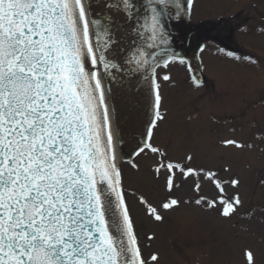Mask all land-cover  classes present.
Here are the masks:
<instances>
[{"label": "snow or ice", "instance_id": "6c2138e0", "mask_svg": "<svg viewBox=\"0 0 264 264\" xmlns=\"http://www.w3.org/2000/svg\"><path fill=\"white\" fill-rule=\"evenodd\" d=\"M192 8L193 0H0V264H149L117 163L116 73L148 86L147 96L140 90L134 97L150 118L132 155L158 157L154 173L163 175L169 196L157 206L141 196L146 213L163 222L162 212L181 203L175 189L189 180L196 192L202 180L217 189V197L195 204L219 206L226 218L237 213L240 195L229 197L225 185L238 187V179L190 167L191 155L173 161L153 143L164 119L159 81H170L174 66L193 71L188 48L178 44L188 37L177 31ZM197 50L205 46L197 44L193 56ZM245 255L254 264L253 253ZM150 260L158 264L159 257Z\"/></svg>", "mask_w": 264, "mask_h": 264}, {"label": "rangeland", "instance_id": "374dc122", "mask_svg": "<svg viewBox=\"0 0 264 264\" xmlns=\"http://www.w3.org/2000/svg\"><path fill=\"white\" fill-rule=\"evenodd\" d=\"M261 2L263 4L264 0H261ZM232 7L235 8V10ZM253 11H255L253 7L251 6L249 7L247 5L241 6L239 3H235L234 0H227V1H221V2H218L217 0L215 1L198 0L197 5L195 7V13H194L193 19L195 22L201 21L202 19H209L211 21L209 26H211L212 28L213 26L211 25V23L214 22L213 23L214 29L218 32L217 33L218 36H222L223 33L226 34V31H224V27L227 30H232V33H230V36L226 34L227 37H229V39L228 40L224 39L222 41L228 44V46L232 47L235 44L233 40L241 41L243 39V37L240 35H238L236 38H233L234 37L233 31L235 29L236 21L238 19L243 20L246 16H249L250 13H253ZM231 14H235L234 17L228 18V16H232ZM221 17H224V18H221ZM203 24H206V23H201L200 26H203ZM206 28H208L209 30L211 29L209 27H206ZM210 32H213V30L211 29ZM206 57L207 59H209L208 61H209V64L211 65V67H209L208 65L209 75L213 77L214 72L218 71V69L216 68L217 66L223 68L222 70L225 71L226 76L230 78V79L228 78L227 80L228 82H230V87L234 88V92L231 93L233 95L232 100H234V102L231 101L230 103H228L230 99L228 97V94L224 92V88L226 89L225 84L221 83L219 79L215 80L216 84L215 86H212V88L215 89L214 90L215 95L212 94L211 97L213 99L211 98L207 99L208 102H206V105H209L210 104L209 102H212L213 104V105L211 104L212 108L214 110H217L218 114L226 112V111L229 112L230 108L233 107L234 104H237L243 98L246 92L245 84L242 81L243 75L240 71H238L237 68L233 67L231 64L221 62L214 58H209L208 56ZM230 66H232L233 68V69L230 68L232 72L237 71V73L241 75H236V74H233L232 72H228L227 69H229L228 67ZM175 73L179 74L183 80L184 76L180 70H177V72L176 70L175 71L173 70V75L177 76ZM184 87H185L184 83L182 84V81H181L176 91L174 89L170 91L172 93L170 95L172 96V98L170 97L171 101L168 104V108L171 110L170 111L171 113L170 123H169L170 127L173 126L174 128L175 122L176 121L179 122L182 120L180 123L182 127H178L179 131H175V135H174L175 139L180 140L182 144L177 147L178 152H181L188 145H190V147L195 145L194 143L192 145L187 143L185 139H188L189 137L190 139H195L191 135L193 134L192 128L193 127L196 128V125H198V123H201L199 120V117L203 114V112L200 113L201 115L198 114L196 119L192 123L184 122L185 115L189 114L190 111H192L193 108L195 107V104H193L195 101L193 100V103L190 102L192 101L191 99L192 95L189 94V92L184 91L186 89ZM174 91L175 93H173ZM173 96L177 98V100L175 98L173 99ZM200 96L201 95L197 94L196 96L193 97V99H199ZM222 98H224V100H222ZM166 99H169L168 94H167ZM176 103H177V107H176ZM189 105H191V107H189ZM200 105H202L201 102H200ZM190 108H192V110ZM206 109L207 108H204L203 111L207 112ZM175 110H177V113L174 112ZM210 112L212 113L214 111L210 110ZM177 115H178L179 120L176 118ZM167 129H166V132L168 131ZM220 132L221 130L218 129L217 133H220ZM167 136H170V135H167ZM197 142L204 144L205 147H208V143L205 142L203 139ZM202 154L205 155L207 153L202 151ZM248 154L247 156H249ZM220 155L223 157V159L229 158L226 155H223L221 153ZM205 158L206 159L204 160V163H209V160L207 159H211V156L208 155ZM254 158L255 157H253V159ZM263 161H264V158L262 160V163ZM237 165L235 164V167H238ZM133 174H135V176L138 177L139 182H136V181L131 182L130 180H128L129 183H132V187L137 188L139 191L143 193H146L149 197H151L152 201H157V197H158L157 195L161 193L162 191L161 182L159 180L154 182L151 179L150 177L151 175H149V172L145 164L143 166L142 165L140 166V171L133 173ZM246 189H247V185L246 183H244L243 190H246ZM257 198H258V201L260 200L264 206V194L262 195V197L258 196ZM183 209H187V210H183ZM183 209L178 210L177 211L178 213L174 212V213L167 215V219L161 225L148 224L147 220L142 221V222L147 223L148 225L147 230H150V231L154 230V232L157 234L156 236L158 237L157 239L158 242L157 244L155 243L156 245L155 248L159 250L161 253H163L162 254V264H187L193 259V251L197 252L198 250L197 248L213 249V254H211V256L214 258L213 262L215 263L220 262L221 255H224V250L227 248V253L230 250V253L232 255V264H243V260L241 257V251H242L241 245H243L244 241H245L244 246L247 245L249 247H252L257 253V255L259 256V262H257V264H264V243H262L261 245H257L256 243L251 242L256 237L255 235L240 234L237 236L234 232L230 231L229 230L230 228L228 227V229L226 228V230L229 231V233L235 237L230 238V236L232 235H226L227 238L220 239L218 235H212L213 233L211 232L212 227L214 229H217V226H216V223H217V225H221L222 228H225L227 223H223L224 224L223 225L218 220H216L215 221L216 223H215L213 217L207 215L206 213L202 211L198 212L197 209H194V208H184L183 207ZM196 219L198 220L197 223L199 224L195 223ZM260 224L261 226L259 227V232L264 234V223L260 222ZM138 225H139V229L142 230L143 224L138 221ZM196 228L199 231H201L202 235H198ZM208 240H210L209 243H208ZM168 248H171L174 252L176 251L175 252L176 256L173 259L170 257V254L166 252V249ZM183 259H185L184 262H183Z\"/></svg>", "mask_w": 264, "mask_h": 264}, {"label": "bare ground", "instance_id": "6f19581e", "mask_svg": "<svg viewBox=\"0 0 264 264\" xmlns=\"http://www.w3.org/2000/svg\"><path fill=\"white\" fill-rule=\"evenodd\" d=\"M120 154H121V152H120ZM119 159H120V158H119ZM119 159H118V160H119Z\"/></svg>", "mask_w": 264, "mask_h": 264}]
</instances>
